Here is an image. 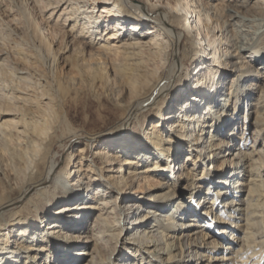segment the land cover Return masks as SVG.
Listing matches in <instances>:
<instances>
[{
  "label": "bare ground",
  "instance_id": "obj_1",
  "mask_svg": "<svg viewBox=\"0 0 264 264\" xmlns=\"http://www.w3.org/2000/svg\"><path fill=\"white\" fill-rule=\"evenodd\" d=\"M23 13L0 12V264H264V0Z\"/></svg>",
  "mask_w": 264,
  "mask_h": 264
},
{
  "label": "rangeland",
  "instance_id": "obj_2",
  "mask_svg": "<svg viewBox=\"0 0 264 264\" xmlns=\"http://www.w3.org/2000/svg\"><path fill=\"white\" fill-rule=\"evenodd\" d=\"M10 6L11 7L19 6L21 8V10L24 9V13H23V15H20V19H19L20 21H18L20 27L22 26L21 29H23L24 31L30 27V24H35V23L40 22V9L42 8V0H35V2L34 1L30 2L29 0H0V12L5 7H10ZM33 21H34V23H33ZM183 42H186V44L188 45V38H186V39L184 38ZM87 105H88V108L94 113L95 103L92 101H88ZM69 110H70L71 114L76 115L77 119L80 117L81 105L78 106L77 108L70 107ZM61 132H63V133L65 132L63 130V126L59 127V129H58V133L62 134Z\"/></svg>",
  "mask_w": 264,
  "mask_h": 264
}]
</instances>
